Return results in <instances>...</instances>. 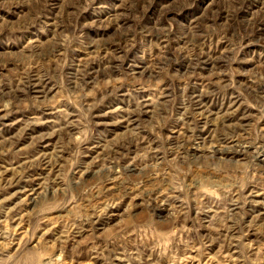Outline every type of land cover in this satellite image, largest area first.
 <instances>
[{"label": "rangeland", "instance_id": "374dc122", "mask_svg": "<svg viewBox=\"0 0 264 264\" xmlns=\"http://www.w3.org/2000/svg\"><path fill=\"white\" fill-rule=\"evenodd\" d=\"M263 75L264 0H0V264H264Z\"/></svg>", "mask_w": 264, "mask_h": 264}, {"label": "bare ground", "instance_id": "6f19581e", "mask_svg": "<svg viewBox=\"0 0 264 264\" xmlns=\"http://www.w3.org/2000/svg\"><path fill=\"white\" fill-rule=\"evenodd\" d=\"M77 72V71H76ZM33 73V72H32ZM34 74V73H33ZM76 74V73H75ZM87 74V73H86ZM79 75V74H78ZM27 76V75H26ZM32 77H33V75H31ZM89 76V75H88ZM264 76V75H263ZM35 77V76H34ZM37 77V76H36ZM35 77V78H36ZM38 77H39V75H38ZM81 77V76H80ZM28 77H26L25 79H27ZM30 78V77H29ZM73 78V77H72ZM40 79V78H39ZM22 80V79H21ZM24 80V79H23ZM22 80V81H23ZM28 80V79H27ZM34 80V79H33ZM36 81V80H35ZM19 82V81H18ZM29 83L31 82L30 80L28 81ZM20 84H21V81H20ZM28 84V83H27ZM33 84V83H32ZM34 84H35V82H34ZM39 84V83H38ZM23 85H25V82H24V84ZM15 86H17L16 84H15ZM21 86H22V84H21ZM28 86V85H27ZM37 86V85H36ZM41 86V85H40ZM43 86H45V85H43ZM25 88V86H22V88ZM28 87H30V86H28ZM21 88V87H20ZM31 88L32 89H35L36 90V87H34V86H32L31 85ZM30 88V89H31ZM19 90V89H18ZM26 90V89H25ZM25 90H23V91H25ZM38 90H40V89H38ZM44 90V89H43ZM43 90L42 91H40L41 93L43 92ZM28 92V91H27ZM32 92V91H31ZM15 94H16V90H15V92H14ZM16 97V96H15ZM198 98V97H197ZM199 99V98H198ZM195 101V100H194ZM193 102V101H192ZM196 104V103H195ZM194 105V104H193ZM201 105V104H200ZM9 106V105H8ZM4 107H5V105H4ZM7 107V106H6ZM193 107V106H192ZM195 107H198V106H195ZM201 107V106H200ZM3 108V107H2ZM139 108V107H138ZM6 109V108H5ZM200 110V109H199ZM202 110V109H201ZM1 111V110H0ZM51 111V110H50ZM195 112H196V110H195ZM141 113V112H140ZM138 115V114H137ZM140 116V115H139ZM132 121V120H131ZM125 122V121H124ZM130 122V121H129ZM198 122V121H197ZM49 139V138H48ZM41 140V139H40ZM45 140V139H44ZM219 141V140H218ZM46 143V142H45ZM184 143V142H183ZM214 143V142H213ZM219 145V144H218ZM222 146V145H221ZM220 146V147H221ZM210 149L211 148H209L208 150L210 151ZM213 152V151H212ZM218 152V151H217ZM214 153H216V152H214ZM44 154V153H43ZM40 156H42V155H40ZM44 157V156H43ZM45 158V157H44ZM39 159V158H38ZM44 164V163H43ZM39 166H40V164H39ZM45 167V166H44ZM47 167V166H46ZM35 170H36V168H35ZM30 174H32V173H30ZM25 175H27V174H25ZM28 176V175H27ZM33 176V175H32ZM31 177V176H30ZM28 181V180H27ZM34 181V180H33ZM32 181V182H33ZM28 183V182H27ZM21 185V184H20ZM23 185V184H22ZM24 186V185H23ZM39 188V187H38ZM29 189V188H28ZM31 189V188H30ZM22 194V193H21ZM99 225V224H98Z\"/></svg>", "mask_w": 264, "mask_h": 264}]
</instances>
